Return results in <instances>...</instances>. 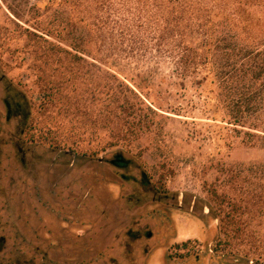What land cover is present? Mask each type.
<instances>
[{
    "label": "rangeland",
    "instance_id": "1",
    "mask_svg": "<svg viewBox=\"0 0 264 264\" xmlns=\"http://www.w3.org/2000/svg\"><path fill=\"white\" fill-rule=\"evenodd\" d=\"M164 1L0 0V204L32 221L18 234L7 221L0 249L17 243L18 264H46V202L61 219L73 220L54 232L62 251L79 257L98 250L113 255L110 264H264L255 253L244 256L249 245L228 240L221 222L227 199L222 187L213 193L224 179L218 162L264 160V149L242 145L226 122L210 63L182 76L164 52L176 44L162 41L173 28L163 20ZM250 10L263 14L264 0ZM33 32L86 60L70 62L73 71L86 73L74 75L77 90L93 87L100 66L156 108L158 125L108 146L109 128L97 133L91 105L82 112L78 102L75 117L65 115V98L51 105L42 80L59 81L68 61L45 64L46 44ZM6 102L13 104L8 123ZM116 155L126 166L110 164ZM53 171L64 177L56 179ZM49 180L51 186L57 182L54 188L45 184ZM249 222L264 236V223ZM61 259L75 264L74 258ZM99 260L106 264L105 257Z\"/></svg>",
    "mask_w": 264,
    "mask_h": 264
},
{
    "label": "trees",
    "instance_id": "2",
    "mask_svg": "<svg viewBox=\"0 0 264 264\" xmlns=\"http://www.w3.org/2000/svg\"><path fill=\"white\" fill-rule=\"evenodd\" d=\"M262 1H164L166 17L163 20L173 28L167 37L162 36V41L176 42L172 49L164 52L173 59L182 76L195 74L199 67L210 63L216 99L226 122L233 127L242 145L264 149V13L256 16L250 10ZM33 35L46 44L42 52L45 64L62 65L68 61L63 65L61 74L64 75L59 81L42 80L49 103L53 105L55 99L65 98V115L70 117L79 114L78 102L82 112L91 105L97 133L109 128L106 145L133 141L158 125L154 118L156 108L144 103L125 82L100 66L95 65L93 87L77 90L74 75L83 77L86 73L73 71L70 62L86 60L40 34L33 32ZM59 42L65 43L64 40ZM67 46L82 52L78 46ZM67 74L72 76L66 78ZM65 84L69 86L64 87ZM88 94L90 98L85 96ZM79 95L82 96L80 99L77 98ZM73 130L72 134L76 133ZM98 137L103 139L104 136ZM125 164L120 161L119 167ZM218 165L224 179L222 184L215 185L213 193L216 195L217 187H222L220 195L228 203L221 210L224 211L222 231L228 240L237 239L249 245V249H244V256L255 253L264 260V236H260L258 229H250L249 222L256 219L258 225L264 223V160L229 166L218 162ZM225 187L232 192H226Z\"/></svg>",
    "mask_w": 264,
    "mask_h": 264
},
{
    "label": "flooded vegetation",
    "instance_id": "3",
    "mask_svg": "<svg viewBox=\"0 0 264 264\" xmlns=\"http://www.w3.org/2000/svg\"><path fill=\"white\" fill-rule=\"evenodd\" d=\"M16 104V102H15ZM13 104L11 102H6L5 107H6V114H5V119L6 122H10L12 119V110H13ZM12 145V143H10ZM17 152L14 154V156H11V160H14L17 157ZM15 157V158H14ZM15 161V160H14ZM120 161H124L123 158L120 155H116L115 158L111 159L109 162L112 165L119 166ZM72 165L73 162H70ZM52 165H55V161H52ZM51 169H48L50 171ZM57 171H53V175L56 177L62 176L64 177L63 174H59ZM54 177V178H55ZM48 182V183H47ZM47 183V186L49 189L51 187H55L57 182L55 180L53 181V185L51 186L50 180L46 181L45 184ZM46 186V187H47ZM50 194V193H49ZM0 193V197H1ZM77 208H81V206H76ZM44 209V222L46 225V232H45V239L43 240V248H44V258L47 259L46 264H66L64 260L61 259L63 258H74L75 259V264H99L100 262H103V260H99L100 258L103 259V257L106 258V264H110L107 262V259H110L113 257V255L110 252L102 253L99 252L98 250H85L86 252H82L81 257L77 255V251L73 252L71 251L70 253H65L62 251L61 246L59 245V236H57L54 232L55 228H65L66 223L69 222V224H72L71 221L72 219H67L65 218L66 216H63L62 219L59 217L57 210L53 208L51 204H48L46 202V206L43 207ZM32 210V209H31ZM34 210V209H33ZM31 218H33V211L30 213ZM13 217L10 219V217ZM11 223L12 226H16V232L18 234V227L24 231V224H32V221L24 214L16 211L14 206H1L0 204V247L3 246V244L6 243V236L2 234V228L4 225H8V222ZM68 221V222H67ZM20 222L22 226L20 225ZM83 224V222L81 223ZM87 224V223H86ZM91 227V226H90ZM18 228V229H17ZM21 230V231H22ZM84 234L82 235V237ZM53 237H56L54 240L52 239ZM81 237V236H80ZM79 237V238H80ZM10 242H16L15 239H11ZM9 243V242H8ZM52 245H55L56 247H52ZM29 254L32 256L34 255V250L32 249L28 251ZM101 254V256H100ZM106 255V256H104ZM60 258V260H55L54 258ZM52 260L54 262H52ZM77 262V263H76ZM0 264H18V246L17 243L10 244L9 246L6 245L4 248L0 249Z\"/></svg>",
    "mask_w": 264,
    "mask_h": 264
},
{
    "label": "water",
    "instance_id": "4",
    "mask_svg": "<svg viewBox=\"0 0 264 264\" xmlns=\"http://www.w3.org/2000/svg\"><path fill=\"white\" fill-rule=\"evenodd\" d=\"M178 196L180 197L181 196V194H178ZM151 234L150 233H148V236H150Z\"/></svg>",
    "mask_w": 264,
    "mask_h": 264
}]
</instances>
